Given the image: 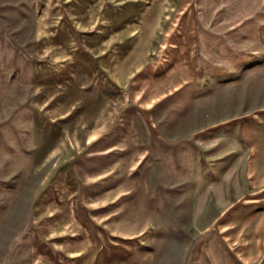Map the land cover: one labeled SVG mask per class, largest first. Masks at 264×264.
Here are the masks:
<instances>
[{"label": "rangeland", "instance_id": "1", "mask_svg": "<svg viewBox=\"0 0 264 264\" xmlns=\"http://www.w3.org/2000/svg\"><path fill=\"white\" fill-rule=\"evenodd\" d=\"M149 1L168 16L169 31L178 32L179 17L192 16L193 22L196 15L191 52L207 87L201 103L187 98V124L194 106L215 115L218 127L233 120L238 161L244 142L237 123L244 114L264 111V0ZM40 6V0H0V264H57L51 206L55 213L56 193L72 190L68 163L81 154V144H71V130L81 120L73 127L65 115L87 95L81 87L86 81L81 63L67 61L64 38L40 39L39 25L50 10ZM166 55L163 48L153 51L157 59ZM74 70L77 88L71 85ZM177 112L175 104L173 120ZM178 148L170 144L163 151L153 177L159 198L151 231L156 264H264V186L244 194L241 168H234L232 179L223 167L209 168L223 144L212 155L202 151L196 168L191 151L183 159ZM230 184L232 196L226 193Z\"/></svg>", "mask_w": 264, "mask_h": 264}, {"label": "crops", "instance_id": "2", "mask_svg": "<svg viewBox=\"0 0 264 264\" xmlns=\"http://www.w3.org/2000/svg\"><path fill=\"white\" fill-rule=\"evenodd\" d=\"M40 2L41 8H50L39 25L40 39H65L67 61L81 63L86 81L81 87L87 92L75 103L81 107L73 104L65 115L67 125L75 121L73 127L81 120V127L71 130V144H81V154L68 163L72 190L56 193L55 213L51 206L53 262L157 263L151 242L159 213L153 177L170 144L181 149L183 159L190 150L194 168L202 151L212 155L223 144V154L209 160V168L227 169L230 179L234 168H241L244 194L264 186V111L244 114L237 123L244 142L238 161L233 158V120L218 127L215 115L194 106L187 124V98L201 103L207 87L202 65L191 52L192 47L196 51V15L193 22L192 16L179 17L176 32L169 31L168 16L155 11L149 0ZM155 48L167 55L155 58ZM74 73L71 85L77 88L79 71ZM175 104L173 120L169 112ZM230 185L226 193L232 196Z\"/></svg>", "mask_w": 264, "mask_h": 264}]
</instances>
